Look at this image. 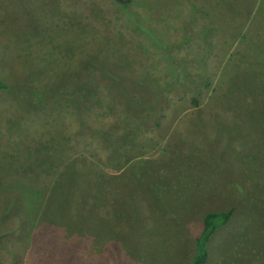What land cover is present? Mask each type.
Instances as JSON below:
<instances>
[{
  "label": "rangeland",
  "instance_id": "obj_1",
  "mask_svg": "<svg viewBox=\"0 0 264 264\" xmlns=\"http://www.w3.org/2000/svg\"><path fill=\"white\" fill-rule=\"evenodd\" d=\"M130 1L0 0V79L69 92L46 120L0 95V264H192L229 210L207 264H264V0ZM53 125L81 162L30 171Z\"/></svg>",
  "mask_w": 264,
  "mask_h": 264
},
{
  "label": "trees",
  "instance_id": "obj_2",
  "mask_svg": "<svg viewBox=\"0 0 264 264\" xmlns=\"http://www.w3.org/2000/svg\"><path fill=\"white\" fill-rule=\"evenodd\" d=\"M114 1L123 7H126L131 2L130 0H114ZM92 68L94 67L91 66V69ZM89 70H86L87 73ZM12 81H13V84L0 79V95L9 96L12 99L11 106H10L11 112L13 113L12 118L17 117L21 111H26L28 114H31L32 112H34L35 116L41 120H44V119L46 120L48 118L56 119V117H59L62 114V111L65 110L64 107L66 108L68 107L64 105V103H67L68 94H69L66 88H59L60 90L59 89L58 90L60 92L57 94H54V93L48 92L49 86L47 87L46 86L47 83L43 82L46 85H44V88L41 91L37 92L38 90L36 88H33L28 82L21 83V81H16V80H12ZM131 82L140 83L139 81H131ZM95 85L99 87V84L97 83L95 79H92V81H90V79L87 78L86 82H83L82 84V90L84 91L83 98L86 97V93H88L89 88H91V86L94 87ZM132 90L134 89L127 88L126 93ZM62 94H64L65 96ZM66 96H67V99L64 100ZM125 96L128 98V94L127 95L125 94ZM54 97H57L54 100V102H56L58 105L56 108L57 110L56 113L54 112V109L53 110L48 109V111H46V108L50 107L49 103L52 101ZM129 99L137 103H141V100L145 101V97L141 94L137 97L129 96ZM71 109L75 110V113H77L78 111L79 114H83V118L88 123V125L89 126L91 125L94 127L92 131L93 137L100 136L101 138L97 137V140L99 139L102 140V143L107 145L108 148H110V141L107 138L109 135H106L105 130L98 129L97 126L95 125L94 119H91L89 114L86 113L83 109L77 108L74 105L71 107ZM97 115L98 114H95V116ZM26 119L31 120L30 117L28 116ZM54 130L55 131L58 130L57 125H53V131ZM55 131L50 135V138L48 141L49 145L44 152L40 151L41 153L38 152L37 154H27L24 157L27 162L26 164L24 162L23 163L26 166H28V168L32 167L34 163V161L31 160V157H35L37 155L39 156L38 159L42 157L41 163L43 164V166L48 165V168H46L47 170H50L54 164L60 166V163L65 162V161L69 163L70 167H75L76 163L81 162L80 159H76L72 157L67 159V149L65 146V139L62 137L60 132L57 133L56 135L57 137H54ZM106 140H107V143H106ZM32 169L33 168H30V171L34 170ZM67 174H70V180L72 182L75 181V179L73 178L74 175L72 173L71 168H70V171L67 172ZM2 178L4 181V173L2 174V172H0V179ZM22 179L26 181L30 180L29 177L25 178V176L22 177ZM83 179L85 182H89V184L91 185H93L96 182L102 183V184L104 183L109 184L111 181V178H109L108 176H98V175L97 177H92L90 179L88 178V176H85ZM12 181H15V179H13ZM86 187H89V186L86 185ZM76 191L80 192L81 189H78ZM233 214H234L233 210H229V211H224V212L209 213L204 217L202 232L196 239V255L192 261V264H207L208 263L209 256H210L208 245L212 237L219 230L226 227L230 223L233 217ZM0 241H1V236H0Z\"/></svg>",
  "mask_w": 264,
  "mask_h": 264
}]
</instances>
